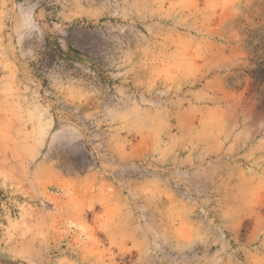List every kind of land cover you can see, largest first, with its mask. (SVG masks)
Listing matches in <instances>:
<instances>
[{
    "label": "rangeland",
    "instance_id": "obj_1",
    "mask_svg": "<svg viewBox=\"0 0 264 264\" xmlns=\"http://www.w3.org/2000/svg\"><path fill=\"white\" fill-rule=\"evenodd\" d=\"M0 264H264V0H0Z\"/></svg>",
    "mask_w": 264,
    "mask_h": 264
}]
</instances>
